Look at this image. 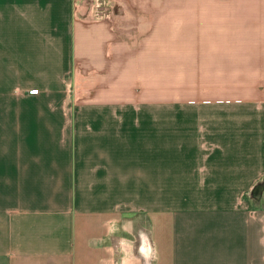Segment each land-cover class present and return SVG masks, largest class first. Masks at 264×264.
<instances>
[{"label": "crops", "instance_id": "0c3cea01", "mask_svg": "<svg viewBox=\"0 0 264 264\" xmlns=\"http://www.w3.org/2000/svg\"><path fill=\"white\" fill-rule=\"evenodd\" d=\"M92 3L0 0V264H264V0Z\"/></svg>", "mask_w": 264, "mask_h": 264}, {"label": "built area", "instance_id": "2783aa9c", "mask_svg": "<svg viewBox=\"0 0 264 264\" xmlns=\"http://www.w3.org/2000/svg\"><path fill=\"white\" fill-rule=\"evenodd\" d=\"M113 0H108L103 2L102 0H93V3L91 5V16L94 18V20H102V19H111L112 15L114 13V5L112 4ZM116 2V0H114ZM68 93L71 95L74 100H77L78 95H75L74 93V84L68 83L67 85Z\"/></svg>", "mask_w": 264, "mask_h": 264}, {"label": "trees", "instance_id": "16d2710c", "mask_svg": "<svg viewBox=\"0 0 264 264\" xmlns=\"http://www.w3.org/2000/svg\"><path fill=\"white\" fill-rule=\"evenodd\" d=\"M264 189V184L263 183H257L254 185L252 192L255 194H260Z\"/></svg>", "mask_w": 264, "mask_h": 264}, {"label": "rangeland", "instance_id": "374dc122", "mask_svg": "<svg viewBox=\"0 0 264 264\" xmlns=\"http://www.w3.org/2000/svg\"><path fill=\"white\" fill-rule=\"evenodd\" d=\"M92 21L94 20V18L91 16V18H90ZM208 58V57H207ZM216 59H217V61L218 62H221L222 61V57H215ZM190 60V59H189ZM188 65H190V62L189 63H187ZM193 64V66L195 65V63H192ZM186 74L188 75V76H190L191 74H194V71L191 73L190 71H188V72H186ZM187 78V77H186ZM141 222V221H140ZM124 234H126V232L124 233ZM137 235V234H136ZM128 236H129V234H128ZM137 242V241H136Z\"/></svg>", "mask_w": 264, "mask_h": 264}]
</instances>
